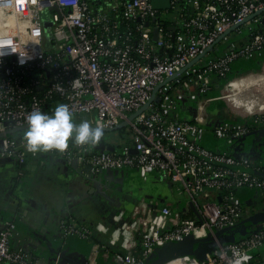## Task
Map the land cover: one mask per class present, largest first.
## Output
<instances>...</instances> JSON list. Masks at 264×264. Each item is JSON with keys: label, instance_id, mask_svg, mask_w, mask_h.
<instances>
[{"label": "built area", "instance_id": "obj_1", "mask_svg": "<svg viewBox=\"0 0 264 264\" xmlns=\"http://www.w3.org/2000/svg\"><path fill=\"white\" fill-rule=\"evenodd\" d=\"M257 57L263 68L264 0H170L167 9L155 8L152 0H0V159L28 161L33 152L23 134L34 110L51 114L64 103L77 123L113 129L125 122L131 141L121 149L70 139L64 151L50 152L94 176L150 169L186 197L182 210L159 199L132 206L123 263L143 264L159 245L206 237L264 211V161L252 163L247 154L203 142L209 103L225 101L226 85L250 73L229 79L219 96L211 95L220 85L215 76L224 79L233 62ZM187 99L198 103L191 119L179 106ZM227 109L242 119L218 121L213 133L219 139L249 133L245 120L264 122V113L242 116ZM242 189L256 191L260 205L239 201ZM60 228L66 238L90 242L88 261L98 264L100 244L91 226L69 218ZM18 234L13 220L4 221L0 264H60L16 244ZM263 248L264 220L203 260L173 262L249 264V255Z\"/></svg>", "mask_w": 264, "mask_h": 264}, {"label": "crops", "instance_id": "obj_2", "mask_svg": "<svg viewBox=\"0 0 264 264\" xmlns=\"http://www.w3.org/2000/svg\"><path fill=\"white\" fill-rule=\"evenodd\" d=\"M219 83L213 93H223V84ZM225 92V101L238 114L251 116L264 112V68L259 73L231 80ZM193 101H180L183 118L196 113ZM227 107V104L221 107L223 114L215 123L208 122L203 133L204 144L236 155L247 154L252 163L264 161V122L245 120L251 131L240 137L219 139L214 135L213 127L221 119H242ZM124 130H117L119 135L103 136L101 149H121L129 143L131 134L125 135ZM105 181L116 190H108ZM236 197L251 207L260 205V196L254 190L242 189ZM154 199L173 208H184L183 196L150 169L133 167L94 176L88 167L70 165L61 152L50 151L33 152L25 164L0 159V231L4 221L13 220L19 233L15 243L32 247L45 261L90 264V242L77 236L66 238L61 232V221L74 218L95 230L100 244L98 264H124V226L130 221L132 206L141 200ZM255 255L256 252L249 255V264L261 263L258 260L253 263Z\"/></svg>", "mask_w": 264, "mask_h": 264}, {"label": "clouds", "instance_id": "obj_3", "mask_svg": "<svg viewBox=\"0 0 264 264\" xmlns=\"http://www.w3.org/2000/svg\"><path fill=\"white\" fill-rule=\"evenodd\" d=\"M26 119L23 138L32 152L64 151L70 139L78 145H95L104 135L102 127L92 126L88 120L77 124L70 107L64 103L57 104L51 114L34 110Z\"/></svg>", "mask_w": 264, "mask_h": 264}, {"label": "water", "instance_id": "obj_4", "mask_svg": "<svg viewBox=\"0 0 264 264\" xmlns=\"http://www.w3.org/2000/svg\"><path fill=\"white\" fill-rule=\"evenodd\" d=\"M152 3L153 6L157 9H167L170 7V0H152ZM157 19L159 20V18ZM158 33H159V29L158 27H156L154 29L155 40L158 39ZM123 125L124 124L121 123L119 126L113 129H103V131L115 130ZM8 160L14 161L13 158H8ZM107 171L111 172L113 170H107ZM263 220H264V211H261L256 213L255 215L243 219L240 223H238L233 227L219 229L215 233L210 234L206 237H202L198 239H195L193 237H187L180 241H170L168 243H165L164 245H159L154 249L153 253L145 260L143 264H166L168 262H173L174 260L184 256H195L198 259L203 260L206 258L208 253H212L220 245L225 243L235 242L237 240L236 239L237 233L247 234V232H244L245 226L252 223L257 224L258 222ZM257 264H264V261Z\"/></svg>", "mask_w": 264, "mask_h": 264}, {"label": "trees", "instance_id": "obj_5", "mask_svg": "<svg viewBox=\"0 0 264 264\" xmlns=\"http://www.w3.org/2000/svg\"><path fill=\"white\" fill-rule=\"evenodd\" d=\"M264 68V66H263ZM262 59L260 58H253V59H239V60H236L235 62H233L232 64V69L231 71L229 72V74L227 75L226 78L222 79V78H219L217 76L216 77V81L217 82H221V84H224L225 82H227L229 79H232L238 75H242V74H247L249 73L250 71L253 72H258V71H261L262 69ZM211 94H214L213 92ZM264 105V99H263V102H262V106ZM264 107V106H263ZM50 112L51 109H50ZM194 115H195V111H194ZM192 115V117L194 116ZM192 117H189V119H191ZM246 234H242V233H237L236 234V239H240L241 237L245 236ZM94 240L97 241V236L95 234L94 236ZM256 255L257 256H260L261 260L260 262H262L264 259L262 256H264V248L257 251L256 252ZM255 255V256H256ZM199 257V256H198ZM255 259V257H254ZM257 262V260L253 261V263Z\"/></svg>", "mask_w": 264, "mask_h": 264}, {"label": "rangeland", "instance_id": "obj_6", "mask_svg": "<svg viewBox=\"0 0 264 264\" xmlns=\"http://www.w3.org/2000/svg\"><path fill=\"white\" fill-rule=\"evenodd\" d=\"M253 72H255V71H253ZM249 73H251V71ZM218 92L219 93H214V94H211V95H213V96L222 95V92H220V91H218ZM193 102L195 103V105L198 108L197 100H194ZM225 105L226 104H225L224 100H222V99L214 100L211 103H209V105L207 106L209 121H211L212 123H215L218 119H220V117L223 114L221 107H224ZM232 110L234 111V109H232ZM122 124H124V128L123 127H120L118 129H115V130L104 131V135L103 136L105 137L108 134H116V135H119V132L117 130L120 131L122 129H125L126 130V131L124 130L125 131V135H128L129 134V126L126 123H124V122ZM107 132H110V133H107ZM121 180H122V178H121ZM104 184H106L107 186H109V187H107L108 190H110V191L116 190V189H113L114 187H112L113 186L112 184L107 183L106 181L104 182ZM184 200H186V197L184 198ZM254 225L255 224L252 223V224H249V225L245 226L244 232H247L248 233L250 230H252V228L254 227ZM186 258H187V256H184V259H186ZM166 264H177V263L176 262H168Z\"/></svg>", "mask_w": 264, "mask_h": 264}, {"label": "bare ground", "instance_id": "obj_7", "mask_svg": "<svg viewBox=\"0 0 264 264\" xmlns=\"http://www.w3.org/2000/svg\"><path fill=\"white\" fill-rule=\"evenodd\" d=\"M263 70V69H262ZM228 104V103H227ZM262 113H264V112H262ZM262 113H255V114H253V115H257V114H262ZM253 115H251V116H253Z\"/></svg>", "mask_w": 264, "mask_h": 264}]
</instances>
